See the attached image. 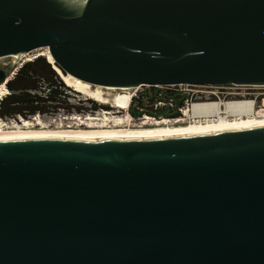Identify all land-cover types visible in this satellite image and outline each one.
I'll list each match as a JSON object with an SVG mask.
<instances>
[{
    "label": "water",
    "instance_id": "water-1",
    "mask_svg": "<svg viewBox=\"0 0 264 264\" xmlns=\"http://www.w3.org/2000/svg\"><path fill=\"white\" fill-rule=\"evenodd\" d=\"M39 48L92 85L264 86V0H0V83ZM0 264H264V126L0 140Z\"/></svg>",
    "mask_w": 264,
    "mask_h": 264
},
{
    "label": "bare ground",
    "instance_id": "bare-ground-1",
    "mask_svg": "<svg viewBox=\"0 0 264 264\" xmlns=\"http://www.w3.org/2000/svg\"><path fill=\"white\" fill-rule=\"evenodd\" d=\"M35 53L46 56L54 69L59 73L68 87L84 93L98 102L125 112L118 116L109 112L102 117H88L81 120V129L73 125H64L62 118L56 121H44L42 118L23 119V123L15 122L8 127L0 120V140L29 138H127V137H170L194 134H206L225 130H235L264 126V109L257 110L253 100L210 101L196 103L186 112V117L176 121L145 122L133 125L130 114L124 111L129 107L137 87H111L92 85L71 74H66L56 65L48 48H39L29 53L19 55L16 60H24ZM17 55L10 56L15 59ZM29 60V59H28ZM13 67L15 64H12ZM17 69L13 70L8 79L0 83V102L10 89L8 81L14 78ZM74 123L72 120H68ZM51 125H56L52 128Z\"/></svg>",
    "mask_w": 264,
    "mask_h": 264
},
{
    "label": "rangeland",
    "instance_id": "rangeland-1",
    "mask_svg": "<svg viewBox=\"0 0 264 264\" xmlns=\"http://www.w3.org/2000/svg\"><path fill=\"white\" fill-rule=\"evenodd\" d=\"M46 56L40 55V53H35L34 55L25 58L23 61L21 60H15L13 64L14 69H17V73H20V75L28 76L33 81L32 86L25 88L23 86L24 81L21 79L15 80L17 74L15 75L14 82H11L13 89H10V93L19 94L22 93V90L27 92L29 94V99L31 100L35 95L31 93H37L40 90L41 85H50L55 84L58 85L62 83L63 86L68 87L67 84L64 82V80L60 77L59 73L53 68V65L48 62V59L45 58ZM38 58H44L48 64H50L51 67H47L42 64H33V61L37 60ZM29 59V60H28ZM13 61V58L9 57H3L0 58V67H5L9 64H11ZM13 69V70H14ZM27 84V83H26ZM8 85V84H7ZM52 86V85H51ZM23 87V88H22ZM70 88V87H69ZM146 87H142L139 89H135L133 93L141 94L142 89ZM197 90H199L198 94L203 96V100H206V98H210L211 101H230V100H253L256 102V108L257 110H260V106L262 105V100L264 99V86H237V85H204L195 87ZM72 90V89H71ZM148 93L154 92L152 89H146ZM60 92V91H59ZM72 94L69 95L70 98L75 102L74 104L70 103L69 98L63 96V93H57V97H60V99H56L53 101H49L48 99L44 97H40L41 99H36L34 101L35 106H40V108H43V110H36L34 112H29L28 110H25L23 112H16L13 114H7L6 116L14 117L16 114H22L25 118H29L30 115H35L37 113H40L41 115L50 116L45 118V122L50 119L52 121H56L57 123L59 120L63 118L62 114V108L66 107L72 112L76 113H82V114H88L91 113L93 116H99L102 117V114L97 115L96 113L98 111L107 110L113 113L114 115H125V112L119 111L117 108H114L109 105H104L97 100H94L87 95H85L82 92L72 90ZM215 92V93H214ZM9 94V93H8ZM38 94V93H37ZM141 96V95H140ZM139 104H143L144 107H146L147 110H151V106L148 105L146 102H138ZM137 103V105H139ZM20 106H23L24 108L27 107V103L22 102L19 104ZM45 111V112H44ZM134 112V110H133ZM137 112V111H136ZM160 113L164 115H168L169 113L167 110L161 109L159 111ZM27 114V115H26ZM68 114V113H66ZM140 115V112H138ZM137 114V115H138ZM65 127L67 125H73L74 129H81L84 126H79L75 123H71L70 121L65 120L64 121ZM52 128L55 127V125H51Z\"/></svg>",
    "mask_w": 264,
    "mask_h": 264
},
{
    "label": "built area",
    "instance_id": "built-area-1",
    "mask_svg": "<svg viewBox=\"0 0 264 264\" xmlns=\"http://www.w3.org/2000/svg\"><path fill=\"white\" fill-rule=\"evenodd\" d=\"M199 86H204V85L192 84V83L140 85L136 89L142 87H146V88L142 89L141 94L135 93L132 101L129 104V107L124 111H127V113L130 114L129 118L133 125H141L147 121L151 123L162 122L167 120L176 121L177 119L186 117V112L191 110L194 104L211 101L209 97L206 98V100H203V96L198 94L199 90H197L195 87H199ZM57 87L60 89L61 93H63V96L69 98L71 104L75 103L69 96L73 93L71 88L62 85H59ZM152 88L154 92L149 94L146 89H152ZM138 102H146L148 105L151 106V110H147L146 107L143 106V104L141 103L139 104ZM137 103L139 105H137ZM259 108L264 109V99L262 100V105ZM161 109H163L164 111L167 110L169 114L164 115L160 113L159 111ZM132 110H134V112H132ZM109 112L110 111L102 110V111H98L96 114L105 115L106 113ZM138 112H140V115L138 114ZM44 114L41 115L40 113H37L35 115H30L29 118H25L22 114H16L14 117L0 115V120H2L3 124H5V126L8 127L10 125L15 124V122L23 123L22 121L23 119L32 120L36 118H42L45 121L46 120L45 118L50 116H46ZM62 114L64 120L67 121L72 120L75 124L79 126H81L80 124L81 120L84 121L88 117H95L91 113L85 115L76 112L70 113V111L66 107L62 108Z\"/></svg>",
    "mask_w": 264,
    "mask_h": 264
},
{
    "label": "trees",
    "instance_id": "trees-1",
    "mask_svg": "<svg viewBox=\"0 0 264 264\" xmlns=\"http://www.w3.org/2000/svg\"><path fill=\"white\" fill-rule=\"evenodd\" d=\"M34 63L35 64H38V63L42 64V65L46 66V68L51 67L50 64H48L44 58H38L37 60L33 61V64ZM16 74L18 77L15 78V76H14L15 80H17V79L23 80L25 83V84H23V86H25V88L28 89V87L32 86L33 81L31 80V78H29L28 76L26 77L24 75H20V73H17V72H16ZM14 78L11 79L10 81H8V83H7L8 84L7 86H9L13 90H15V89L13 88L11 82H14ZM59 85H62V83ZM57 86L58 85H55V84H50V85H45V86L41 85L39 92H37L38 94L37 93H31V94L35 95L31 100L29 99V94H27V92H25L23 90H22V93H19L18 95L14 94V93H9L0 102V115L6 116L7 114H13L16 112H23L25 110H28L29 112H34L36 110H43V108H40V106H35L33 104L34 101H36V99H38V98L41 99L40 97H44V98L48 99L49 101L60 99V97H57V93L60 94L61 91ZM37 95H39L40 97ZM22 102L27 103L26 108L19 105ZM132 112H133V110H132Z\"/></svg>",
    "mask_w": 264,
    "mask_h": 264
}]
</instances>
